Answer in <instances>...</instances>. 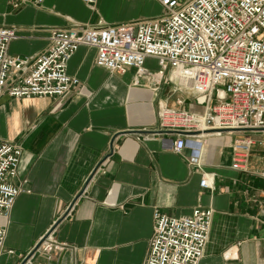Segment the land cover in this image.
Returning <instances> with one entry per match:
<instances>
[{
    "label": "crops",
    "instance_id": "0c3cea01",
    "mask_svg": "<svg viewBox=\"0 0 264 264\" xmlns=\"http://www.w3.org/2000/svg\"><path fill=\"white\" fill-rule=\"evenodd\" d=\"M149 5L147 18L158 15L160 6ZM108 12L107 0H97V11L81 0L19 10L0 0V27L16 30L10 55L33 59L47 50L50 29L118 23L106 20ZM146 66L156 71L154 61ZM67 73L79 83L61 97H0V144L22 149L12 181L22 192L9 216L0 217L6 232L0 264H144L154 211L179 218L197 207L213 213L199 264H264L263 132L188 135L177 155L165 137L150 136L159 106L202 108L168 75L134 86L133 72L96 67L95 50L86 47ZM236 139L254 141L241 170L232 169ZM47 237L63 250L33 253Z\"/></svg>",
    "mask_w": 264,
    "mask_h": 264
},
{
    "label": "built area",
    "instance_id": "2783aa9c",
    "mask_svg": "<svg viewBox=\"0 0 264 264\" xmlns=\"http://www.w3.org/2000/svg\"><path fill=\"white\" fill-rule=\"evenodd\" d=\"M8 1L13 10L44 2ZM81 1L90 8L97 4V0ZM154 1L161 12L150 18L52 28L47 50L33 59L10 55L16 30L0 27V97L58 98L72 91L79 80L68 75V63L80 47H86L95 50L96 67L113 75L133 72L134 86L149 77L159 81L168 75L202 108L201 113H191L159 106L158 128L150 136L165 137L177 155L186 148L188 135L201 140L210 133H264V0ZM148 60L155 62L154 73L146 66ZM253 145L251 139L234 140L232 169L245 168ZM21 155L20 146L0 144V217L9 216L22 192L12 183ZM260 176L264 179V161ZM201 184L208 186L207 179ZM212 216L210 209L201 207L179 218L154 211L144 264H199ZM5 237L0 228V255ZM49 239L41 243L43 252L63 250Z\"/></svg>",
    "mask_w": 264,
    "mask_h": 264
},
{
    "label": "rangeland",
    "instance_id": "374dc122",
    "mask_svg": "<svg viewBox=\"0 0 264 264\" xmlns=\"http://www.w3.org/2000/svg\"><path fill=\"white\" fill-rule=\"evenodd\" d=\"M154 1V0H153ZM152 0H107L108 14L105 15L109 22L128 23L135 20L145 19L148 16L149 4L155 5ZM185 1V0H181ZM97 11V4L94 7ZM161 9L157 12L160 14Z\"/></svg>",
    "mask_w": 264,
    "mask_h": 264
},
{
    "label": "water",
    "instance_id": "95a60500",
    "mask_svg": "<svg viewBox=\"0 0 264 264\" xmlns=\"http://www.w3.org/2000/svg\"><path fill=\"white\" fill-rule=\"evenodd\" d=\"M173 134H174V133L171 132V133H168L167 135H173ZM181 134H187V133H181ZM79 197H80V195L77 196L76 199L79 198ZM64 217H65V215H64L62 218H64ZM62 218H61V220H62ZM59 222H60V221H58V223H59ZM41 243H42V241H41L40 243H38V245L35 247L33 253H34V252L40 247ZM27 258H28V257H27ZM27 258H26V259H27ZM26 259H25V260H26Z\"/></svg>",
    "mask_w": 264,
    "mask_h": 264
}]
</instances>
